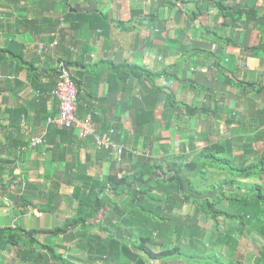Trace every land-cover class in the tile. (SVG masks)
<instances>
[{"label": "crops", "instance_id": "0c3cea01", "mask_svg": "<svg viewBox=\"0 0 264 264\" xmlns=\"http://www.w3.org/2000/svg\"><path fill=\"white\" fill-rule=\"evenodd\" d=\"M61 61L78 80V117H92L88 138L49 121L60 110L52 90ZM135 67L160 76L150 81ZM97 134L123 153L100 148ZM220 140L239 164L264 147V0H0V225L37 230L40 241L25 231L15 242L0 236V264H44L40 253L61 264L40 244L70 264H124L108 254V239L99 251L92 238L114 217L110 205L95 221L48 232L83 215L81 200L94 186L172 167ZM245 181L264 186V174ZM177 209L169 210L180 218L169 216L170 235L178 224L210 221L189 204ZM263 221L227 229L238 242L228 247L232 260L243 258L244 241L252 253L246 264H264ZM113 226L126 227L116 217ZM160 241L157 249L168 250Z\"/></svg>", "mask_w": 264, "mask_h": 264}, {"label": "trees", "instance_id": "16d2710c", "mask_svg": "<svg viewBox=\"0 0 264 264\" xmlns=\"http://www.w3.org/2000/svg\"><path fill=\"white\" fill-rule=\"evenodd\" d=\"M136 69L140 70L141 76L150 81L152 77L160 76V74L156 76L145 67ZM73 78L77 84L78 80L74 76ZM189 110L195 111L192 107H189ZM229 148L231 143L228 140H220L180 160L173 159L172 167L156 166L151 174L138 176L135 180L131 181L127 176L120 179L117 176L111 177L107 184L94 186V191L85 195L83 200L80 199L83 215L68 220L64 226L57 227L48 234H64L82 224L95 221L100 211L110 205L113 210H117L113 212L114 217L108 218L105 232L93 234L92 238L98 248H101L103 240H109L110 249L107 251L113 260L119 258V262L124 264H151L155 261L162 264L172 257L183 258L190 264H193L194 260H197L196 264H232V259H225L220 252L210 249L206 250L207 252H199L196 241L204 237L208 238L207 234L210 233L209 241L212 246L219 244L220 240L223 246L226 245L231 249V252L235 251L237 240L224 230L220 234L217 233L215 227H218V221L224 217V220L232 219L241 227H245L252 220L260 216L264 217V186L245 181L264 174V147L257 153V160L244 164L236 163L234 151ZM212 173L214 175H211ZM112 194L116 197L128 194L130 199L119 204L112 202ZM176 195H180L183 199H178ZM184 204H189L195 210L196 218L200 214L209 218L213 228L206 230L196 221H187L184 225L178 224L172 235L166 232V229L172 228L173 224H170L172 218L164 216L163 209L174 211L178 208L177 211L180 213ZM115 217L126 227L120 229L124 226H113ZM131 226L133 231H125ZM185 229L191 232L189 248H182L180 244ZM24 231L28 233L31 242L40 243L35 236L39 233L37 230L26 231L21 227L14 229L0 225V236L14 242ZM151 232L161 237L163 241L167 240L168 250L154 249L153 244L149 245V242L155 238ZM173 235H176V240ZM115 243L117 248L114 247ZM40 245L49 251L54 260L59 258L61 264H70L57 256L50 246ZM104 246L99 251H106L107 247ZM44 256L47 254H38L39 261L49 264L47 260H41Z\"/></svg>", "mask_w": 264, "mask_h": 264}, {"label": "built area", "instance_id": "2783aa9c", "mask_svg": "<svg viewBox=\"0 0 264 264\" xmlns=\"http://www.w3.org/2000/svg\"><path fill=\"white\" fill-rule=\"evenodd\" d=\"M57 42L51 43L49 46L53 47ZM46 44H41V50L44 51ZM47 48L46 50H48ZM58 81L52 94L58 98L60 110L56 116L49 121L56 126L66 128H76L83 138H88L95 133L92 127V117L88 116L85 120L78 117L79 104V90L77 84L72 76V73L65 61H61L58 71ZM97 144L100 148L116 149L118 154L123 153L122 146L117 145L112 140L100 135H96ZM33 143L40 144V138H33Z\"/></svg>", "mask_w": 264, "mask_h": 264}, {"label": "rangeland", "instance_id": "374dc122", "mask_svg": "<svg viewBox=\"0 0 264 264\" xmlns=\"http://www.w3.org/2000/svg\"><path fill=\"white\" fill-rule=\"evenodd\" d=\"M211 175H214V173H212ZM208 184H210V183H208ZM186 210H188V209H186ZM164 213V216L165 217H168V218H170L169 216H171L172 215V218H173V220L174 221H176V222H178L179 220H180V218H177L178 216H176V215H173L174 213H172V212H170L169 210H166V212L165 211H163ZM224 217H222L219 221H218V228H217V231L218 232H220V230L221 231H223L224 229H225V231L226 232H229V230H227V229H229L230 227H232L233 229L236 227V226H238L239 224H238V222H236L235 221V223L237 224H234L233 222H232V219H228L227 220V218H226V220H224L223 219ZM184 219V218H183ZM187 220H189V219H191V218H186ZM198 225H200V226H202V227H204V226H206V229L207 230H210L211 229V226H212V221H203V220H199V223H198ZM190 231H184L183 232V235L181 236V240H180V244H181V247L182 248H189V246H190V242H189V236H190ZM232 233V232H231ZM127 234V233H126ZM125 234V235H126ZM151 234H152V236L153 237H155V238H153V241H150L149 242V245L150 246H152V244H153V246H154V249L155 248H157V246H158V244H159V242H161L160 240H162V238L161 237H158V236H156L155 235V233H152L151 232ZM155 235V236H154ZM249 235V234H248ZM209 236H210V233H208L207 234V237L208 238H206V237H204L202 240H196L197 241V250L199 251V252H204V251H208L209 249L211 250V251H217V252H220L221 254H223V256H224V258L225 259H230V257H231V255H230V250H229V248H228V246H221V245H219V244H215V246H212V243L209 241L210 239H209ZM173 237H174V239L176 240V235H173ZM240 237V236H239ZM234 238V237H233ZM245 238V236H243L242 238L240 237V240H243ZM210 242V243H209ZM207 246H208V248H207ZM247 246H248V244H245L244 243V241H243V243H241V248L239 249V251H238V253H241L242 255H243V258H241V259H234V260H232V264H236V262L235 261H238L239 263H241V264H246V256H247V258L248 259H251V255H252V253H250V251L247 249ZM180 247V248H181ZM206 251V252H207ZM257 251V250H256ZM205 252V253H206ZM258 252V251H257ZM196 262H197V260H194V262H193V264H196ZM253 260H251L250 261V264H253ZM157 264V263H156ZM165 264H190V262H186V261H184V260H182V259H180V258H178V259H176V260H172V261H168V262H166Z\"/></svg>", "mask_w": 264, "mask_h": 264}]
</instances>
